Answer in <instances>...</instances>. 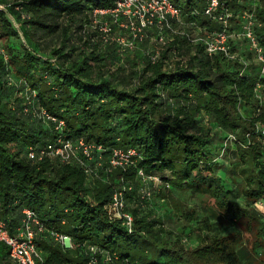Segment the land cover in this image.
I'll return each mask as SVG.
<instances>
[{"label": "trees", "instance_id": "16d2710c", "mask_svg": "<svg viewBox=\"0 0 264 264\" xmlns=\"http://www.w3.org/2000/svg\"><path fill=\"white\" fill-rule=\"evenodd\" d=\"M170 1L182 9L180 29L192 32L206 24L201 29L205 37L222 28L204 15L208 0ZM228 3L236 14L248 7ZM253 4L264 55V0ZM1 5L0 43L17 35L9 12L24 20L28 38L44 33L60 39L48 54L29 48L19 53L12 44L0 48V218L12 235L18 234L29 208L48 228L36 238L45 264H90V246L98 248L94 264H244L243 259L253 262V253L261 256L264 215L256 204L264 203V104L253 99L257 91L264 93V74L263 62L247 43L243 50L233 42L231 57L210 54L202 42L171 33L156 60L151 58L154 43L146 38L137 43L147 49L139 65L129 59L119 64L118 46L99 36L92 23L95 9L113 8L116 0H0ZM103 15L116 29L112 15ZM171 51L178 57L175 62ZM43 111L63 120L62 127L45 120ZM59 135L101 144L98 154L105 162L115 147L137 148L140 156L125 168H101L98 176L57 157L29 158L30 147ZM228 160L243 174L241 183L230 178ZM139 169L158 176L159 189L187 186L208 193L203 216L182 213L184 220L198 221L196 245L187 246L165 227L168 195L161 193L159 209L150 187L155 183L143 180ZM123 184L134 185L127 194L131 227L111 219L104 208ZM142 187L152 191L151 200L138 197ZM241 220L255 231L252 251L239 248L240 235L216 229ZM52 229L69 235L72 247L52 237ZM0 264H13L4 242Z\"/></svg>", "mask_w": 264, "mask_h": 264}, {"label": "built area", "instance_id": "2783aa9c", "mask_svg": "<svg viewBox=\"0 0 264 264\" xmlns=\"http://www.w3.org/2000/svg\"><path fill=\"white\" fill-rule=\"evenodd\" d=\"M252 6L250 9L255 8L254 4ZM0 7L3 6L1 5ZM250 9L242 12L239 26L231 28L232 20L235 17L230 11L228 1L208 0V4L204 9V15L211 20L220 22L222 28L210 32L205 37L194 35L185 28L183 30L177 27L178 24H184L183 12L181 7L175 5L170 0H116L115 7L97 8L94 10V14L102 15L109 13L117 25L122 22L126 23L128 37L121 38L120 40L117 39V41L120 46L126 45L128 50L134 48L139 41L149 37L148 33L152 30H156L154 37H152L153 43H156V46L164 45L167 39H169V34L180 32L186 34L195 43L202 42L205 50L210 54L223 52L231 57H235V55L231 54L230 45L233 42L238 43L242 39L256 53L257 58L263 62L261 72L264 74L263 48L259 44L255 33L256 18ZM195 13L197 11L193 10L192 14ZM108 29L111 30V26L106 25L105 31ZM159 53L160 50L155 47V52L151 54L152 60H156ZM42 117L45 120L56 122L57 129H60L64 124L63 120H57L55 116L46 111H43ZM261 133L264 137V124L261 126ZM231 138L234 139L235 137L231 135ZM102 149L103 146L96 142H87L83 138L71 140L59 135L56 140L43 146L37 148L30 147L29 158L41 161L47 156L57 157L62 162H75L79 164L89 176H98L97 170L101 168H105L106 171L110 172L118 167L125 168L128 165H134L136 158L140 156L137 148L130 147L124 149L115 147L111 152L108 162H105L102 155L98 154ZM138 175L143 180L160 182L158 176H147L142 169L138 170ZM133 190V184H123L117 187L109 201L104 205L111 219L122 220L129 227L133 223V215L128 211L127 194L133 192ZM137 195L140 199L144 198L147 200H151L153 197V193L148 187L139 189ZM24 214L23 226L16 235H12L9 232L6 223L0 218V242H4L9 247L13 264H45L38 249L36 238L38 233H43L48 228L41 217L32 209L25 208ZM50 234L65 246L72 247L73 243L69 235L54 229L50 230ZM97 251L98 248L96 246H90V264L98 261ZM103 257L106 260L109 259V256L103 255Z\"/></svg>", "mask_w": 264, "mask_h": 264}, {"label": "rangeland", "instance_id": "374dc122", "mask_svg": "<svg viewBox=\"0 0 264 264\" xmlns=\"http://www.w3.org/2000/svg\"><path fill=\"white\" fill-rule=\"evenodd\" d=\"M19 0H9V2L13 3ZM226 1H232V0H226ZM255 0H236V2H240L242 5L245 4L248 6V9H243L240 7L238 9L240 11L239 14L235 13V9L231 8L230 10L235 17L232 20V27L236 28L240 24V19L242 16V12L245 10H249L252 4L254 3ZM229 5V3H228ZM231 7V6H230ZM253 7V6H252ZM237 10V11H238ZM10 21L12 23V26L15 28L17 31V35L13 36L10 38L8 41L5 43H0V48L6 49V46L9 44L14 45L16 48V51L19 53H22L25 51L26 48L29 49H35L37 51H41L45 54H48L49 52V47L56 45L60 39L56 35H46L44 33H39L37 35L32 36V38H28L25 34V23L24 20H18L11 12L8 13ZM105 15H96L95 20L92 21L94 28H96L97 32H99V36H102V38L106 41V39H109V41H113L116 43L118 46V56L120 57L117 59V63L122 64L123 62H126L128 59V63L135 62L136 64L139 65V61L142 59H145L146 56V46H140L135 45L134 48L128 50L126 45L120 46L119 42L117 41L120 40L121 38L128 37V29L126 28V23L122 22L119 23V25L116 26V29L113 28L111 30L105 31V26H111L109 23L110 20L107 19V17H104ZM205 26H207L205 24ZM205 26H201L200 28L198 27L195 31H192L194 35L198 36H204L201 31V29H204ZM26 27V26H25ZM179 29L181 27H184V25H178L177 26ZM210 27V26H209ZM191 31V30H190ZM155 34L149 33V39L150 41L154 42L152 40V37H154ZM172 37H169L167 39L168 42H170V39ZM154 39V38H153ZM38 41V43L36 42ZM167 43V42H166ZM239 44L243 47V50H245V43L242 39L238 41ZM154 47H156L158 50L162 48V45L156 46V43H154ZM171 61L175 62L177 60V55L171 51ZM175 55V56H174ZM129 56V58H127ZM127 64V63H126ZM257 97L253 99V102L258 105L259 104H264V93L262 91L258 92L257 91ZM230 157H233V153H231ZM231 161L228 160V168H231L232 165H229ZM232 175H230V178L237 180L236 183H241L243 181V174L240 173L239 171H235L234 169L231 168ZM248 175L250 174V171L247 172ZM246 173V174H247ZM230 180L228 179V185L229 187H233L236 190V186H232L230 184ZM155 183V182H153ZM233 183V182H232ZM158 183L151 184L150 187L155 190V205L158 206L159 209H161L160 205V195L161 193H166L168 195V202L167 205L163 207L164 209H167V213L164 215V225L165 227L169 230H174L181 238H183V243H185L187 246H194L197 243L196 236L199 233V230L197 229V224L198 221H193L189 222L188 220L183 219L182 213H187L190 210L195 211L199 213L201 216L204 215V211L206 208V204L209 200V195L208 193H199V192H193L190 187H183L179 188L174 185H172V188L167 190L164 189H159V186L157 185ZM162 188V187H161ZM162 202V201H161ZM256 210L258 212H261L264 215V203H261L260 201L256 204ZM164 212V211H163ZM163 212H160L161 214ZM184 224H188V227L186 231L182 232V226ZM253 225L257 226L256 223ZM221 226L220 228H217ZM216 227V229L221 231L224 234H228L232 232L233 236L238 237L240 235V243H239V248L241 247H246L247 249L252 251L253 247V241L255 237V231H249L248 230V223L246 220H241V221H233V223H228V224H219ZM254 227V226H253ZM255 230V229H254ZM204 234H210V229H205L203 231ZM264 250V249H263ZM253 262L251 263L250 261L248 262L247 259H243V263L247 264H264V251L262 252L261 256L258 253H253Z\"/></svg>", "mask_w": 264, "mask_h": 264}]
</instances>
